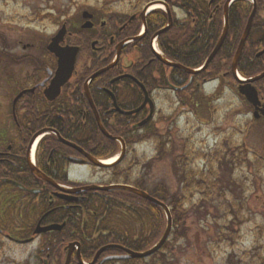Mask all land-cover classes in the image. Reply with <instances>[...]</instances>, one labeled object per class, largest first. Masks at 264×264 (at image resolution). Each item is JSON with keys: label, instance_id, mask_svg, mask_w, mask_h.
Segmentation results:
<instances>
[{"label": "flooded vegetation", "instance_id": "1", "mask_svg": "<svg viewBox=\"0 0 264 264\" xmlns=\"http://www.w3.org/2000/svg\"><path fill=\"white\" fill-rule=\"evenodd\" d=\"M152 1L164 3L177 13L176 15L178 11L195 9L207 16V20L193 21L194 26L198 25L197 37L183 36L176 44L173 40L172 43L175 45L168 46L177 51L182 48L183 56L190 55V48L209 51L210 54L204 62L206 65L221 40L222 32L216 38L215 44L212 36H206L202 32L210 33L213 31L212 28H215L213 23L218 20L215 21L213 14L216 13L217 18L220 16L218 12L223 7L222 0H197L190 3L187 0V4L183 3V0L138 1L137 6L134 7V14L123 21L122 25L130 20V23H139V11L141 15V11ZM257 4L254 25L238 63V70L240 71L241 65L248 74H255L247 77L245 86L250 89L252 87L256 91L258 104L254 105L247 99L245 101L252 120L264 124V78L257 82H249L264 75V0H257ZM239 6L242 9L247 7L245 4ZM237 10L238 8L236 14H238ZM246 10L248 12L249 7ZM149 19L150 17H147L146 22ZM101 24V29L97 30V33L89 35L92 51L88 54V60L100 66L97 72L108 68L114 62L116 64L106 73L90 81L88 85L90 98L86 83L97 72L92 75H80L77 69L73 80L61 89L59 97L50 101L46 97V92L55 77L57 60L52 58L53 67H51L47 58H43V61L32 59L36 65L23 76L22 82L18 83L15 89L16 92L11 96L9 117L13 130L10 136L0 133V219L4 218V215L7 216L11 210L19 213L16 215L19 231L7 233L6 237L20 246L37 244L38 249L43 253L42 264H46L45 262L55 264L52 257L55 255L52 252L56 251H62L66 259L68 248L73 244L78 245L81 256L82 251L98 252L109 246H119L129 251L147 247L148 239L152 240L155 236V232L150 228L152 224L147 218V208L142 209L139 202H136V206L127 204L129 211L99 209V206L103 207L108 201L114 207L122 201L116 195L118 191H99L95 188L127 185L144 191L154 198L157 194L164 196V191L161 189L152 193L145 188L147 182L145 178L148 175L142 171V166L139 173L135 168L133 169L140 164V161L136 162L133 156L136 149L143 145L151 143L158 150L166 149L169 153L172 149L170 136L162 134L168 128L169 119L165 121V118H159L162 112L158 109V100L170 96L177 101L181 110L199 106L206 100V86H210L215 81H218L220 86L223 78L213 81L216 76H223L226 82L232 83L234 92L239 88L232 71L233 59L238 47L234 54L236 42L232 38L229 43L227 42L231 26L221 49L207 69L198 75L184 77L175 73V70H181L165 66L156 56L154 44L158 42L160 55L168 59L169 53L162 50L167 38L156 39L155 35L150 37L147 33L143 40L145 43L149 41L151 55L137 51L135 58L127 59L131 48V44L127 41L130 39L121 41L120 32H116L115 27L112 29L109 18ZM175 24L184 25L177 17L171 27H176ZM93 43H97L95 47ZM118 51L120 57L117 59ZM233 54L229 65V57ZM24 60L26 59L20 58L15 61ZM170 61L180 64L178 61ZM159 65L165 66L168 70L164 76L158 74ZM0 76L6 80L9 74L1 72ZM76 78L86 79L84 86L75 82ZM99 122L111 136L123 140L125 144L126 152L122 162L112 169H101L90 160V158L95 160H99V157L106 158L105 156L111 153L107 154L111 151L110 143L112 150H117L115 154L124 150L121 142L113 141L104 135ZM43 131H46V134L34 149L35 143L31 145V142ZM62 140L74 145L75 148L63 143ZM105 150L108 151L105 153ZM153 159L157 161L160 158ZM129 160L136 163L132 168L128 167ZM32 167L49 181L41 178ZM125 213L128 221L122 216ZM77 217L91 218L86 222L88 227L84 223L80 225L79 230ZM6 219L5 223L8 222L9 217ZM69 221L77 224L73 227V231L67 229ZM12 223L13 218L9 220L8 225ZM2 225L1 221L0 226ZM39 225L41 229L52 225H64V227L57 232L36 235ZM126 255L122 250L110 249L94 264H135L132 259H124ZM75 258H77L76 252L72 255L71 264L76 260ZM94 258L85 263L92 264Z\"/></svg>", "mask_w": 264, "mask_h": 264}, {"label": "rangeland", "instance_id": "2", "mask_svg": "<svg viewBox=\"0 0 264 264\" xmlns=\"http://www.w3.org/2000/svg\"><path fill=\"white\" fill-rule=\"evenodd\" d=\"M136 4V0H0V73L9 74L6 80L0 76V133L10 136L13 130L9 117L11 96L23 76L36 65L32 59L47 58L53 67L47 47L64 23L81 29L86 24L82 15L87 12L95 17V34L109 18L112 29L120 32L121 41H134L127 59L135 58L137 43L147 34L140 38L143 27L138 32L139 23L123 26L122 22L134 14ZM176 14L174 19L190 26L191 18ZM215 14V21L220 22ZM77 37L71 33L65 44L73 46L70 42ZM168 37L178 39L172 33ZM154 46L159 50L158 42ZM86 53L78 58V70L85 65ZM20 58L26 60L15 61ZM215 78H223L220 86L214 79L212 86L205 87L206 100L189 110H181L170 96L158 100L162 112L159 118L169 119L162 133L172 141L168 155L161 159L151 143L136 149L133 159L141 165L133 169L139 173L142 166L147 173L145 188L152 193L163 190L168 203L175 198L186 202L188 219L183 239L175 241L171 236L168 247L160 254L135 264H264V124L252 120L246 101L234 92L232 83L223 76ZM184 154L188 155L190 169L214 178L217 191L207 187L200 194V190L186 189L176 165ZM155 157L160 159L154 161ZM128 162L129 168L136 164ZM18 214L11 210L0 219V264H42L37 244L20 246L6 237L7 233L19 231ZM11 218L14 222L8 225Z\"/></svg>", "mask_w": 264, "mask_h": 264}, {"label": "trees", "instance_id": "3", "mask_svg": "<svg viewBox=\"0 0 264 264\" xmlns=\"http://www.w3.org/2000/svg\"><path fill=\"white\" fill-rule=\"evenodd\" d=\"M183 3L187 4V0H183ZM237 5H240V2H238ZM235 11H236L235 8H233L230 12L231 29H230V32H229V35L227 38L228 43H229L230 38H232L233 41L236 42L234 54H235L236 48L239 45L241 36L244 32L245 25H246V22L248 19V14H247V11L245 9H242L240 7V9L237 10L238 14H236L237 12L235 13ZM186 12L190 13L191 18L207 20V16L205 17V15H203L202 13H201L202 14V16H201V14L194 9H187ZM219 15H218L219 18H221L220 22L217 21L216 22L217 25H216V23H213V25L215 26V28H212L213 31H210V33H207V31L202 32L206 36H212L213 37L212 41H214V44L217 41L216 38L222 32V29H221L223 26V24H222V22H223L222 21V16H223L222 15V9L219 12ZM167 23H168V17L166 14L159 12V13L151 15L150 19L147 21L148 35L150 37L154 36L159 30L164 28L167 25ZM175 26L176 27L172 32V36H173V38L179 37L178 39L174 40L175 44L177 41H180L183 36L194 35L195 37H197L199 34V32L197 31L198 25L194 26L193 24L190 23V26H182L180 24H175ZM137 27H138V32H139V30L141 28V23H139L137 25ZM192 28H195V29L193 30ZM70 32L72 33V36H78V35H82L83 37L85 36L84 38L83 37L74 38V40L75 39L76 40L75 41L73 40L74 42L73 41L70 42L71 45L77 46L80 48L79 57L84 55V53H86V51L88 50V52L85 54V57H84L85 58V62H84L85 65L82 66L80 70H78L80 75H82V74H86V75L87 74L88 75L94 74V72H97V69L99 70L100 66L95 65V63L92 64L88 60V56H89L88 54L92 51V49H91V42L92 41L90 39H89L90 40L89 41L86 38V36L91 35L92 32L84 31V30L79 29V28L76 29L75 27L73 28L72 26L70 27ZM169 34H170V32L167 34H164L163 37H165V39H166V37ZM134 35H137V34L135 33ZM171 39L172 38H170V40ZM143 43H144V45H143ZM168 43H169V38L166 42L163 43V46H162V49L164 50V52L167 54L169 53L168 59L178 61L180 64H182L185 67L190 68V69L195 70V69L201 68L203 66L204 62L206 61V58L210 54L209 51L203 52V51H200L198 49L190 48L189 49L190 55L189 56H185V55L183 56L182 55L183 53H181L183 50L182 48L178 47V48H180L178 51L176 49L175 50L170 49L169 48L170 45H168ZM174 43L171 42L172 45H175ZM137 46L139 47V51L146 52V53H149L151 55L152 52H151V48H150L148 40L145 43V40L142 39L140 42L137 43ZM212 49H210V51ZM234 54L231 57H229V65L232 62ZM228 55H230V54H228ZM159 66L160 67L158 70V74L164 76V74H165L164 70H167V68L163 65H159ZM175 73H179V75H182L184 77H189V75L184 73L183 71L175 70ZM240 73H242L244 77H251V76L255 75V74H248V71H246V69L243 68L241 65H240ZM85 81H86V79H83V78H76L75 79V82L81 83L82 86H84ZM96 129H97V127H96ZM110 146H111L110 147L111 151L107 152V154L110 152L111 153L106 155L105 156L106 158H101L98 156L99 160L108 159V158L115 155L117 150H115V149L112 150V143H110ZM106 151H108V150H105V153H106ZM161 155L163 157H165L168 154L166 151H164ZM177 161L178 162L176 165L180 169L182 178H184L187 190L188 189L190 191L193 189L200 190V192H201L200 194H202L203 192H205V190L208 187V190L217 191L218 187H217V185L213 184V181H212V180H214V178L208 179L203 174H200V173L189 168V158H188L187 154L184 155L183 160L178 159ZM187 168H188V171H187ZM211 169H212V167H211ZM116 195L119 196V200H121L122 203H119V205L114 207L111 205L112 203H110L108 201L103 205V207L99 206L100 207L99 209L117 210V212H123L122 210L129 211L130 209L127 207V204H128V206H131V205L136 206V202H139L142 209H144L145 207L147 208V215H148L147 218H148V221L151 222V224H152V226H150V228H151L152 232L153 231L155 232V236L152 240L148 239V241H147L148 246L147 247L138 248V249L134 250V252H144L145 250L154 246L160 240V238L163 236L165 228H166L167 219H166L164 210L162 208H160L159 206L150 204L149 202H147V201L143 200L142 198H140L136 195H133L129 192L118 191L116 193ZM155 198L158 199L159 201L165 203V204H168L169 207L171 208V213L173 216V223H174V230H173L172 236H174L175 241L183 239L186 235V222L188 219V212L185 209L186 202L183 203L178 198H175L171 201V203H168L166 197L162 196L161 194H157L155 196ZM122 216L124 217L125 221H128V216L126 213H125V215H122ZM90 220H91V218L86 219L85 217H77L79 230L81 229V227H80L81 224L85 223L86 227H88V223H86V222L90 221ZM75 224H76V222H70L69 221V225H68L67 229L69 231H73V227L75 226ZM126 228H127V226H126ZM83 231H84V229H83ZM82 238H83V236L81 237V239ZM169 243L170 242H168L166 244V246L163 248V250L168 247ZM52 253L55 255V257L52 256L55 264H63L64 263V253L62 251H56V252H52ZM96 253H97V251H92V252L82 251V259L84 261L92 260ZM160 253L161 252H159L158 254H160ZM39 254H40L39 257H43L42 251H40ZM72 264H78L77 260H75Z\"/></svg>", "mask_w": 264, "mask_h": 264}, {"label": "water", "instance_id": "4", "mask_svg": "<svg viewBox=\"0 0 264 264\" xmlns=\"http://www.w3.org/2000/svg\"><path fill=\"white\" fill-rule=\"evenodd\" d=\"M231 2V0H229L228 4L226 5L225 7V29H224V32L222 34V37H221V40L219 42V44L217 45V47L215 48V50L213 51V53L211 54L210 58L208 59L205 67L202 69V70H205L209 64L211 63V61L215 58L216 54L219 52V50L221 49L226 37H227V34H228V23H229V15H228V10H229V3ZM151 6V5H150ZM148 6L146 8V10L150 7ZM167 8V7H166ZM145 10V11H146ZM168 11V10H167ZM144 15H145V12L142 13V19H143V22L145 24V20H144ZM254 16H255V11L253 12V14L251 15L249 21H248V24H247V27H246V30L243 34V37L241 39V42H240V45L238 47V50H237V53H236V56L234 58V62H233V66H232V71H233V74L235 76H237V67H238V63H239V60H240V57H241V54H242V51H243V48L245 46V43L247 41V38L250 34V31H251V27H252V24H253V20H254ZM84 18L87 21V23L83 26V29L85 30H90L94 27L93 23L91 22V20L93 19V16L89 13H84ZM172 22V19L170 18V24ZM167 29L159 32L157 36L161 35V33L165 32ZM67 35V28L66 26H63V28L60 30V32L56 35V37H54L48 47V51L53 54L57 60H58V69H57V72H56V76L55 78L52 80V83H51V87L49 88V90L46 92V97L47 99H49L50 101H53L55 100L57 97H59L60 95V92H61V89L62 87L68 83L70 81V79L72 78L73 76V73L75 71V68H76V63H77V58H78V54H79V48L78 47H70V46H66V47H63L62 45L64 44L65 42V37ZM138 40V39H137ZM158 59L163 63L165 64L166 66H169L171 68H176V69H180L184 72H186L187 74H190V75H196L198 73H200L201 71H194V70H191V69H188V68H185L181 65H178V64H172L168 61H166L165 59H163L162 57L158 56ZM113 66L107 68V69H104L100 72H98L97 74H95L91 79H95L97 78L98 76H100L101 74L107 72L108 70H110ZM262 78H264V75L260 76V77H257L256 79L252 80V81H249V82H257L259 80H261ZM239 84L241 85V87L239 88V93L244 96L249 102H251L252 104L256 105L258 104V97H257V93L256 91L251 87L250 88H247L244 84V82H241L239 80ZM86 90L88 92V87L86 85ZM89 98H90V94L89 92L87 93ZM99 127L101 129V131L104 133V135L106 137H108L109 139H114L112 136H110L106 131L105 129L102 127L101 123L99 122ZM46 131H43V132H40L39 134H37L32 142H31V145H33L37 139L45 134ZM65 144L69 145L70 147H74V145H71L69 143H66L65 141H63ZM121 142V141H120ZM122 146H123V152L121 154V156L119 157V160L118 162H116L115 164L113 165H105L95 159H92L90 158L91 162L97 166V167H100V168H105V169H109V168H113L115 166H117L121 161L122 159L124 158V155H125V145L123 144V141H122ZM33 171H35V168L32 167ZM37 172L41 178L49 181L44 175H42L40 172L38 171H35ZM87 189H94V188H87ZM95 189H98V188H95ZM100 191H102L103 189H98ZM105 190L109 191V190H122V191H128L130 193H133L155 205H158L160 206L166 213V216H167V229H166V232L162 238V240L158 243V245H156L153 249H151L150 251L148 252H145V253H135V252H132V251H128V250H124L123 248L121 247H118V246H109V247H106V248H103L102 250H100L96 256H95V259H94V262L92 264H94L99 258L100 256L107 250L109 249H112V248H117V249H121L123 251L126 252L127 256L124 257V259H147L153 255H155L157 252H159L163 246L165 245V243L168 241L170 235H171V232H172V227H173V219H172V216H171V212H170V209L163 203H160L159 201L151 198L149 195H147L146 193L144 192H141L137 189H134V188H131V187H127V186H117V187H113V188H106ZM41 226L39 225L37 230H36V234H40V233H48V232H52V231H60L62 229L63 226H57V225H54V226H51V227H48V228H45V229H41L40 228ZM75 244L71 245L69 247V251H68V256H67V259H66V262L65 264H70L71 262V258H72V254H73V251L75 250ZM78 259H79V262L80 264H84L81 260V257H80V252H78Z\"/></svg>", "mask_w": 264, "mask_h": 264}, {"label": "bare ground", "instance_id": "5", "mask_svg": "<svg viewBox=\"0 0 264 264\" xmlns=\"http://www.w3.org/2000/svg\"><path fill=\"white\" fill-rule=\"evenodd\" d=\"M160 9H161L160 6H155V7L151 8L150 11L153 12V11L160 10ZM240 78H241V77H240ZM39 142H40V141H37V143H36L34 149L37 147V144H38ZM116 161H117V157H115V158H113V159L107 161L106 164H107V165L114 164Z\"/></svg>", "mask_w": 264, "mask_h": 264}]
</instances>
